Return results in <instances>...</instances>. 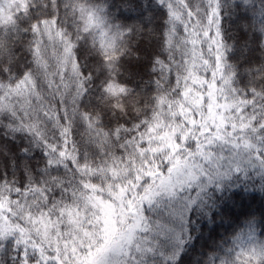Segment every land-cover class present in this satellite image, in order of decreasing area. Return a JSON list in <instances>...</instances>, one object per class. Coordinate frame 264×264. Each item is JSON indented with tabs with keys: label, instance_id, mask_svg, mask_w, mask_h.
Masks as SVG:
<instances>
[{
	"label": "snow or ice",
	"instance_id": "6c2138e0",
	"mask_svg": "<svg viewBox=\"0 0 264 264\" xmlns=\"http://www.w3.org/2000/svg\"><path fill=\"white\" fill-rule=\"evenodd\" d=\"M14 3L23 13L16 21L9 17L11 28L0 33V80L8 82L0 84V96L8 101L25 85L31 90V79L55 107L8 101L0 111L6 138H0V184L18 207L16 198L27 202L26 193L39 195L30 181L44 183L51 194L38 212L29 204L21 227L0 230V264H264V22L259 28L254 23L257 13L264 19V0L259 6L257 0ZM12 6L0 0V21ZM133 42L139 53L134 60L127 50ZM197 43L201 53L205 47L209 52L206 68L222 72L225 87L232 86L231 98L243 95L238 127L232 135L222 131L186 142L188 151L179 153L188 157L182 173H169L161 184L150 177L141 181L133 210L117 219L115 232L106 233L96 220L99 213L87 208L73 220L67 209L82 202L75 193L86 191L88 170L100 167L94 158L106 173L115 153L122 159L127 149L120 146L123 137L113 135L121 121L129 123L121 109H129L127 101L138 89L148 94L176 82L170 54L189 44L195 52ZM61 68L67 69L63 76ZM183 69L179 77L188 65ZM113 99L122 103L106 102ZM147 101L145 95L138 103ZM41 219L50 225L47 236Z\"/></svg>",
	"mask_w": 264,
	"mask_h": 264
},
{
	"label": "trees",
	"instance_id": "16d2710c",
	"mask_svg": "<svg viewBox=\"0 0 264 264\" xmlns=\"http://www.w3.org/2000/svg\"><path fill=\"white\" fill-rule=\"evenodd\" d=\"M91 2H99V0H91ZM9 3L12 2L9 0ZM12 4V7H6L3 11L5 20L0 22V33L11 28V24L7 22L9 17H11L12 21H16L23 13L22 8L18 11L15 3L13 2ZM257 5L259 6V0H257ZM262 22H264V19H262L257 13L254 20L256 27L259 28V25ZM225 26L227 27V24ZM99 39L100 37L97 36V40ZM231 42L232 41H229V43ZM153 45H155V41H153ZM192 47L193 46L191 44L188 45L187 49L177 46L174 53L170 54L174 55L172 73L174 76L178 77L176 82H174L170 87L165 84L161 89L148 94H145L138 89L133 98L127 101L129 109L127 111L121 109L120 116L123 120L129 121V123L124 124L123 121H121L120 128L113 133V135L117 138L123 137V142L120 145L121 147L127 145L123 158L121 159V154L116 152L114 156L115 165L109 163L106 173L100 158H94L95 164H99L100 167L96 168L93 166L88 170L87 175L84 176L82 184L86 191H78L75 193L81 198L82 202L76 207H70L67 209L70 217L73 216V213L76 214V218L77 216H82V212L85 208L89 209L90 212L101 213V211L103 212V210H101V206L106 202H110L114 211H117L115 212V218L117 220L119 218L118 211L123 209L125 205H121V201L123 202V200L131 198L132 207L131 210L125 213L124 217H126L127 214L133 210V200L136 198L137 193L143 190L140 187L141 181H143L146 177H150L152 180L156 181V183L160 180L157 179L159 178V175L156 173L147 176H143L142 174L140 175L142 169L148 168L147 166H150L153 160L152 154H149V151L147 152L145 149L147 144V132L152 128L151 125L153 123L158 122L159 117L156 118L158 113H160L163 108H166L168 103H171L172 100H174V102L178 101V103L182 101L181 96L183 94L181 95V90H183L186 83L193 84L197 91L202 93L204 100L200 109L196 107L193 109L192 113H188V115L184 114L185 116H181V118L178 119L179 137L177 138L178 141L180 140L181 144L175 151V156L173 159L170 158L171 160L169 162L176 165L181 162H188V157L182 158L179 153L181 150L188 151L185 148V144L190 140H196L199 142L204 140L205 137L220 136L222 131H226L228 135L233 134L235 129L238 127L236 124V118L238 116L242 118L241 110L243 105L240 104V101L243 99V95H236V99L233 100L231 98L230 103H228L226 107L221 106L220 102L217 100L219 98V91H222L221 85L224 82L220 78L223 73L212 72L210 69L206 68V66L210 64L209 52L206 47L203 53H201V44L197 43L195 45V52L189 51ZM127 50L130 52V58L133 60L139 54L135 50V42L128 46ZM199 63L201 64L200 68H198ZM187 64L194 65L192 71H195V73L192 75V71H190L191 68L188 67L187 72L182 77H179L178 69L183 71V66ZM216 65L218 69L221 67L218 58ZM66 70L67 69L65 68H61L60 76H63ZM49 71L54 73L55 69L50 68ZM168 74V66L165 64L163 72L165 79ZM195 74L197 75L196 80L198 81H195ZM69 75H71L70 72ZM49 79H51V77H49ZM113 79H117L115 75H113ZM144 79L147 80V77ZM155 79L156 77H153V80ZM117 82L119 83L118 80ZM7 83L8 82L6 80H0V84L7 85ZM29 83L32 84L31 90L27 85H25L22 89L16 90L9 95L8 101H10L11 104H17L22 107H28V105L39 106L41 102L45 107L49 104H51L52 107H55V101H53L48 95L47 90H45L43 95H41V93L35 88V84L31 79L29 80ZM126 87L131 90L134 85H127ZM229 87L231 88L232 86ZM234 87L242 88L243 86L240 83H236ZM177 89H179L178 94ZM117 95L119 96L121 94ZM145 95L148 96L147 103H138V101L142 100ZM57 97L62 98L60 94H57ZM8 101H4L3 96H0V111L3 110L4 106H10ZM69 102L71 103V99H69ZM106 102L114 105L122 103L120 99H113ZM61 107L63 109V106ZM222 109L225 110V113H222ZM29 111H31V108H29ZM133 117H137L138 119L133 120ZM141 125L144 126L142 127ZM164 125L167 126L166 124L160 123L159 125H156V127L163 129ZM239 127H242V125H239ZM101 131L107 133V129H101ZM128 133L131 134L129 135ZM0 138L6 139L3 137L2 129H0ZM221 138L223 137L221 136ZM113 151L115 152V149ZM161 154L162 153L155 155L158 161L161 160ZM163 160L166 159L163 158ZM89 163H93V158L89 159ZM158 166L161 170L164 167V164H161L160 162V165ZM165 173L167 172H162V174ZM90 175L92 177H89ZM93 177H95V179H93ZM30 187L39 195L34 198L32 194L26 193L27 202L24 197L16 198L21 206L18 207L17 204L9 201L8 188L0 184V197H3L0 199V230L21 227L27 219L28 212L25 210L28 209L29 204L32 205V212H38L40 211L38 205L47 202V196L51 194L50 189L47 194L44 191V189L48 187L47 185L41 183L37 186L35 183H31L30 181ZM56 200L59 201L60 197L57 196ZM42 211L46 214L48 209L44 208ZM5 213L10 215H6ZM13 217L16 219V223H13ZM76 218L72 219L75 220ZM51 219L55 220L56 217L53 216ZM43 221V219L40 221L43 228L50 227L48 224H43ZM97 221L102 224L101 221ZM196 222L199 224L198 218L196 219ZM89 223L91 224L92 222ZM115 228L117 230V225ZM48 229H45L43 232L45 236L48 234Z\"/></svg>",
	"mask_w": 264,
	"mask_h": 264
},
{
	"label": "rangeland",
	"instance_id": "374dc122",
	"mask_svg": "<svg viewBox=\"0 0 264 264\" xmlns=\"http://www.w3.org/2000/svg\"><path fill=\"white\" fill-rule=\"evenodd\" d=\"M10 2H14V0H10ZM1 22V21H0ZM188 67H190V71H192V68H194L193 64H187ZM201 67V64L199 63V67ZM192 75L195 73V71L191 72ZM197 79V75L195 74V81ZM221 90L219 91V98L218 102H220L221 106L226 107L228 103L231 101V96L234 94L232 91H230V87H225V82L221 85ZM181 102L178 103V101L172 100L171 103H168L166 108H163L160 113H158L157 117H159L158 122H155L151 125V129L147 132V144H146V151H149V154H152L153 160L148 165L146 169H142L143 176L151 175V174H158L159 179L157 181V184L164 183L170 179L169 173H172L175 175L177 172L183 171V168L187 166L188 162L179 163V164H173L171 163V166L169 168V171L165 174H162L161 170L159 169L160 162L161 164L168 163L176 154V150L178 146L181 144L180 140L178 141V119L181 118V116H185L184 114L192 113L193 109L198 107L200 109L202 106V102L204 100L202 93L198 92L197 89L194 87L191 83H186L183 90H181ZM180 97V96H179ZM216 100V99H214ZM222 113H225V110L222 109ZM194 116V114H193ZM160 123L166 124L164 125L163 129H159L156 127V125H159ZM155 153V154H154ZM161 154V160L158 161L155 155ZM166 159V160H163ZM171 158V159H170ZM168 161V162H167ZM155 167V168H154ZM89 177H92L91 175ZM124 205L123 209H120L118 211L119 218L123 220L125 217V213L131 210L132 207V200L125 199L123 202L121 201V205ZM101 213L99 212V215L96 217L97 220L101 221V225L103 227V230L107 232H115L116 231V215L114 211V208L111 206L110 202H106L101 206ZM72 218H76V215L72 216ZM43 224H46L43 221ZM49 228V227H48ZM44 228V230L48 229Z\"/></svg>",
	"mask_w": 264,
	"mask_h": 264
}]
</instances>
